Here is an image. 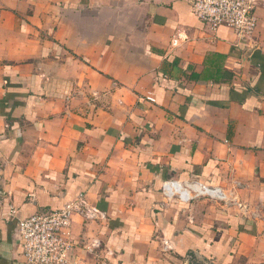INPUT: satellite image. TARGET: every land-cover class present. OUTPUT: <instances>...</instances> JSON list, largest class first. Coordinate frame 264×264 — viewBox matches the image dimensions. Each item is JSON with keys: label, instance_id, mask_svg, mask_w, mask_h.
I'll use <instances>...</instances> for the list:
<instances>
[{"label": "crops", "instance_id": "0c3cea01", "mask_svg": "<svg viewBox=\"0 0 264 264\" xmlns=\"http://www.w3.org/2000/svg\"><path fill=\"white\" fill-rule=\"evenodd\" d=\"M255 15L239 40L190 0H0V264L80 195L101 215L72 217L68 264H264ZM168 180L225 198L166 202Z\"/></svg>", "mask_w": 264, "mask_h": 264}, {"label": "built area", "instance_id": "2783aa9c", "mask_svg": "<svg viewBox=\"0 0 264 264\" xmlns=\"http://www.w3.org/2000/svg\"><path fill=\"white\" fill-rule=\"evenodd\" d=\"M256 0H193L192 14L211 31L224 27L239 40L249 39L257 26L255 15ZM173 47L178 40L171 41ZM166 202L188 204L196 199L223 200L220 189L209 187L197 181L179 182L168 180L162 185ZM74 215L94 220L101 215L89 207L80 195L75 201L66 203L53 212H38L17 223L22 243L25 264H68L71 247V222Z\"/></svg>", "mask_w": 264, "mask_h": 264}, {"label": "water", "instance_id": "95a60500", "mask_svg": "<svg viewBox=\"0 0 264 264\" xmlns=\"http://www.w3.org/2000/svg\"><path fill=\"white\" fill-rule=\"evenodd\" d=\"M193 0H190V2H192Z\"/></svg>", "mask_w": 264, "mask_h": 264}]
</instances>
